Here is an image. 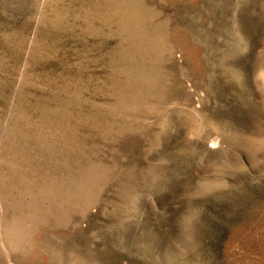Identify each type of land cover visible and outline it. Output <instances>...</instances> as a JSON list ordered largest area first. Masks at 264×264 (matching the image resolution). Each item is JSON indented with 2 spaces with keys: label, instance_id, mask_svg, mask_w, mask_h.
Segmentation results:
<instances>
[{
  "label": "rangeland",
  "instance_id": "obj_1",
  "mask_svg": "<svg viewBox=\"0 0 264 264\" xmlns=\"http://www.w3.org/2000/svg\"><path fill=\"white\" fill-rule=\"evenodd\" d=\"M0 264H264V0H0Z\"/></svg>",
  "mask_w": 264,
  "mask_h": 264
}]
</instances>
